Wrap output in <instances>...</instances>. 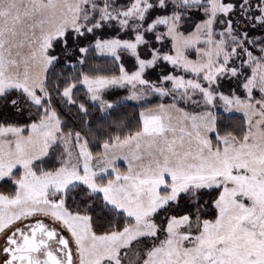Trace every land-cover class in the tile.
<instances>
[{
    "label": "snow or ice",
    "instance_id": "obj_1",
    "mask_svg": "<svg viewBox=\"0 0 264 264\" xmlns=\"http://www.w3.org/2000/svg\"><path fill=\"white\" fill-rule=\"evenodd\" d=\"M105 26L117 36H98ZM57 48L70 68V53L83 65L93 50L129 53L137 67L57 75ZM161 61L191 78L145 79ZM225 79L237 89L221 91ZM111 88L171 103L94 153L58 105L85 117L93 104L112 109ZM217 101L243 114L239 132L220 122ZM0 121V182L14 185L0 193V264H264V0H0Z\"/></svg>",
    "mask_w": 264,
    "mask_h": 264
},
{
    "label": "trees",
    "instance_id": "obj_2",
    "mask_svg": "<svg viewBox=\"0 0 264 264\" xmlns=\"http://www.w3.org/2000/svg\"><path fill=\"white\" fill-rule=\"evenodd\" d=\"M194 19H196V17H194ZM188 30L190 31L191 29L189 28ZM99 33H101V31ZM260 34L261 33L259 31L256 32V35ZM93 39L94 38L91 35L87 36L86 38H82L81 46L88 47ZM167 46L168 44H166L164 49H166ZM72 47L75 48L74 45ZM144 50V47L139 48L141 54H143ZM56 51L57 54L61 57V62L55 69L52 70V72L57 75L63 74L75 76L76 73L81 70L85 73L100 75H118L119 73V64L114 60L113 57L100 55L94 50L90 51L87 54L86 63L83 65L77 64V60L80 57L78 51H73L72 53H70L67 56V59L70 60L73 64H76V68L68 67V65L64 62L65 53L61 51L60 48H57ZM187 55L193 56V51H189ZM122 62L124 63L125 61ZM93 70H96L95 73H93ZM156 71H158L157 68L151 70L150 74L148 71L146 77L149 78L150 81H156L158 76L167 74L169 72L168 68L161 69L159 73H157ZM232 83L234 86L233 88L237 89V85L234 80L232 81ZM110 94L112 93H108L107 96H109ZM76 95L78 98L85 97V89L81 87L80 90L77 91ZM117 95H113L114 98L118 97ZM161 103H171L170 98L160 97L156 94H149L145 100L139 102L119 101L114 105L112 109H108L106 112L101 111L97 104H93L89 108V114L86 117L83 116V114L78 113L75 107L65 106L62 104L58 105V111L60 113L61 119L66 122L69 127L75 128L78 131H82V133H90V135L88 136V139L91 141L90 148L95 153L102 150L99 145L109 135H126L129 131L136 130V128L141 123L140 113L143 110L153 108ZM186 110L193 111L194 109L188 107ZM195 110L198 111V109ZM216 113L218 114L220 122L222 124L228 126L230 129H234L239 132L243 125V117L241 115L228 114L222 111H216ZM3 118L20 126L30 124L32 122L27 112H25L23 115H17L13 114V112L5 111L3 113ZM13 190L14 185L10 181L5 180L3 182H0V193L7 194L12 192ZM209 199V195L204 196L205 201H208ZM211 211V209H208V218H211ZM101 227L102 223L97 222V231H99Z\"/></svg>",
    "mask_w": 264,
    "mask_h": 264
},
{
    "label": "rangeland",
    "instance_id": "obj_3",
    "mask_svg": "<svg viewBox=\"0 0 264 264\" xmlns=\"http://www.w3.org/2000/svg\"><path fill=\"white\" fill-rule=\"evenodd\" d=\"M118 2L121 3V4H125V3L128 2V0H118ZM160 27H161V30H163V26H160ZM100 31H101V33H99ZM117 32H118V29L117 28L105 26L103 29L97 31V35L100 36L101 38L107 39V38L116 37L117 36ZM119 38H121V39H134V37H133V35L131 33H126V32H121L119 34ZM91 44H94V39L92 40ZM142 47L143 46H140L139 48H142ZM156 47H160V45L157 44ZM170 47H171V44L169 42L167 48L166 49L163 48L162 50L164 52H167ZM139 48H138V51H139ZM139 53H140V51H139ZM100 55L110 56V55H107V54H100ZM120 55H121V60L120 61H117L118 64H123V66L125 67V69L128 72H130V73L132 71H135L136 70V67H137L135 57H133L129 53H123V52L120 53ZM140 55H141L142 58L143 57H146V55H147L146 50L143 51V54L140 53ZM110 57H112V56H110ZM188 57H189V59H196L195 52L193 51V56H189L188 55ZM148 58H150V56ZM122 61H125V62L123 63ZM155 68H157V70H158V71H156L157 73H159V71L161 69L168 68L169 72L167 74L184 75L186 79L187 78H191V74H185L182 71L177 72L175 69H173V67L170 64H168L167 62H163V61L159 62L157 64V66H155L153 68L146 69V71L144 73V78L150 81V79L146 77V74L148 73V71H149V74H150V71L153 70V69H155ZM167 74H164V75H167ZM118 75H119V73H118ZM162 76L163 75L158 76V78H157L156 81L151 80V82L158 83L159 80H160V78ZM232 81L233 80H227V79L223 80L222 81L221 91H223L225 94H228L230 90H234V88H233L234 86H233ZM108 93H112L113 95H117L118 94L117 95L118 97L114 98V96L112 94H110L109 96H107ZM129 95H130V92H129L128 88H111V89H108V90L105 91L103 98L105 100H107L108 102L112 103L113 105H115L119 101L138 102V101H135V100H128V99H126V97L129 96ZM147 97H148V95L146 96V98ZM169 98H170V102H171V97H169ZM141 101H143V100H141ZM217 104L218 105H221V106H218L216 109H214V111L215 112L216 111H222V112H224L223 111V108H222V102L217 101ZM155 107H153V108H155ZM107 110L108 109L104 110L103 112H106ZM146 110H143V111H146ZM224 113H228V114H239V115H241L243 117V114L241 112H237V111L224 112ZM118 164H119V167H120V170L121 171H125L126 170V167H127V162L126 161H119ZM17 175H19V173H17Z\"/></svg>",
    "mask_w": 264,
    "mask_h": 264
}]
</instances>
